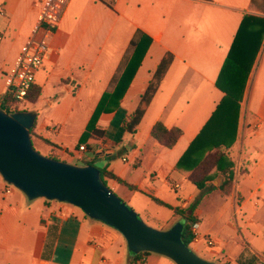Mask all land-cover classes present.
<instances>
[{
	"label": "crops",
	"instance_id": "1",
	"mask_svg": "<svg viewBox=\"0 0 264 264\" xmlns=\"http://www.w3.org/2000/svg\"><path fill=\"white\" fill-rule=\"evenodd\" d=\"M41 2L0 0L5 8V16L0 17V51L6 55L0 67V100L6 91L1 71L12 66L30 37ZM247 14L264 17V0H71L49 39L43 66L35 77L34 87L40 94L34 102L26 103V111L36 114L30 134L33 146L41 149L43 156L71 164L69 159L74 157L85 165L109 155L103 168L133 188L113 179H108V187L145 217L160 218L140 208L137 197L158 205L151 199L155 197L173 208L185 209L199 190L188 174L177 171L176 164L223 97L216 80ZM136 31L150 42L126 86L120 113H101L98 129H109L115 119L127 120L166 54L172 56V62L133 133L120 131L118 123L113 137L90 135L82 144L87 150L81 152L79 139L101 96L113 90V79L121 75L132 54L130 41ZM157 122L182 131L172 148L151 137ZM102 138L109 149L105 154L99 153ZM227 155L234 164L231 194L221 197L219 189L211 193L229 202L233 212L226 223L234 234L239 225L249 249L248 259L255 255L261 260L264 249L257 252L252 245L255 235L264 242V226H254L255 215L264 213V41L246 81L235 141ZM210 181L218 187L221 178L213 175ZM6 189L10 192L5 193ZM16 190L1 183L0 264H123L124 260L126 264H174L153 253L134 261L118 231L87 217L73 205L43 198L29 201ZM235 195L240 197L237 202ZM199 205L193 211L199 239L191 244L202 247L207 239H213L210 230L200 231ZM163 208L169 211L167 216L175 215ZM245 210L249 214L243 213ZM226 213L223 209L217 219ZM149 225L159 227L155 222ZM205 248L216 250L208 255L219 256L221 261L234 257L236 262L245 251L239 249L233 255L228 241L220 246L214 242L213 247L206 244Z\"/></svg>",
	"mask_w": 264,
	"mask_h": 264
},
{
	"label": "trees",
	"instance_id": "2",
	"mask_svg": "<svg viewBox=\"0 0 264 264\" xmlns=\"http://www.w3.org/2000/svg\"><path fill=\"white\" fill-rule=\"evenodd\" d=\"M262 41H264V17L249 14L243 15L216 80V86L223 93V97L209 120L176 164L177 171L182 174H188L189 181L199 190V194L182 210L178 207L173 208L159 199L151 197L156 204L173 210L175 214L181 216L184 223L182 240L188 247L193 239L191 225L197 222L193 217V211L200 204L201 198L216 189H219L222 194L227 195L233 185L234 164L229 159L227 151L235 141L239 105L242 100L249 72ZM149 42L150 39L148 37L139 31L135 32L133 39L130 41L132 54L129 59H127V63L123 67V71L119 78L116 80L113 79L115 83L113 90L105 91L101 96L84 133L79 139V145L85 143L90 135L99 138L109 133L111 137H113L118 123L121 124L119 127L120 131H126L128 133L134 132L172 62V56L170 54H166L159 63L152 81L149 83L144 94L140 97L137 108L127 120L124 118H120V120L115 119L111 122V126H109L107 130L98 129L96 123L101 113H120L119 103L125 93L126 86L133 78L140 64ZM39 94L40 90L33 85L27 95L26 103L34 102ZM10 99L11 95L6 91L0 100V109L7 113L25 111L24 109H18L17 105L11 106ZM32 129L33 127L30 129L31 135ZM150 134L160 145L170 149L177 143L182 131L179 128L167 129L161 122H157L152 127ZM47 157L55 158L50 155ZM84 164L92 165L91 162H84ZM212 174L221 178L218 187L210 183L211 178H213ZM100 175L105 184H108V179H113L117 181V183L127 186L129 189L133 188L121 179L107 172L105 168L100 169ZM175 223L176 222L161 230H166ZM244 249L246 250V248ZM148 254L150 253L139 252L134 256L129 255V257L136 261L142 255ZM242 258L243 256L241 254L237 260L239 264H255V262L260 261L259 257L255 255L246 260Z\"/></svg>",
	"mask_w": 264,
	"mask_h": 264
},
{
	"label": "water",
	"instance_id": "3",
	"mask_svg": "<svg viewBox=\"0 0 264 264\" xmlns=\"http://www.w3.org/2000/svg\"><path fill=\"white\" fill-rule=\"evenodd\" d=\"M36 114L0 109V177L29 201L46 199L68 203L87 217L118 231L130 256L149 252L174 264H214L197 256L182 240L183 219L160 230L141 220L105 184L94 165H74L41 155L30 129Z\"/></svg>",
	"mask_w": 264,
	"mask_h": 264
},
{
	"label": "rangeland",
	"instance_id": "4",
	"mask_svg": "<svg viewBox=\"0 0 264 264\" xmlns=\"http://www.w3.org/2000/svg\"><path fill=\"white\" fill-rule=\"evenodd\" d=\"M6 59V55L4 53H2L0 51V67L2 66L4 60ZM26 106L27 104H24L22 106H20L19 108H21L20 110H26ZM107 137L110 139L111 134H107ZM91 146L95 145V142L93 141H89ZM35 148V147H34ZM37 148V147H36ZM35 148V149H36ZM41 155H42V150L41 149H36ZM113 154V153H112ZM104 159H100V158H96L92 161V165L96 166L97 168L101 169L103 168L106 163L109 161L110 156L109 155H105L103 156ZM72 163H74V165H83L82 161L80 159H78L77 157H74L73 159H69ZM1 183L2 185H4V187H8L10 185H8L7 183H5L4 181L0 180V187H1ZM232 188V187H231ZM167 189V188H166ZM231 190V189H230ZM18 193H21L20 191L16 190ZM168 191V189H167ZM171 194H173L172 191H169ZM117 194L120 195L119 191H116ZM199 194V192H198ZM197 194V195H198ZM229 194H231V191H229V193L227 195L221 194V197H226L229 196ZM196 195V196H197ZM119 197V196H118ZM124 203H126L122 198L123 197H119ZM239 196L235 195L234 196V201L237 202L239 200ZM7 200V199H6ZM9 200V199H8ZM48 201V200H47ZM136 201L138 202V206H140V208L145 209L148 213V215L150 216H160L161 220H156L155 218H150V217H145L144 214L141 213H137V211L135 209H133L134 207H132V205H129L128 203H126L132 210L134 213H136L143 222H145L146 224H151V222H155L157 223V226L161 227V228H165L168 227L169 225H171L172 223H174L176 220L180 219L181 216L180 215H171V216H167V214H169V211L161 206L155 205L153 203L148 204L142 197H137ZM200 209H201V215H200V221H201V226H200V231L201 232H205L206 229L210 230V236L213 239V241L215 242V245H221L224 241H228L230 246H233L234 251H233V255L235 254V252L237 250H241L246 248V242L243 239V237H241V230L239 228V225L237 226V231L234 234L233 231L230 229V227L227 225V220L229 221L230 218V213L233 212L230 208V204L229 202L223 201L221 200L220 197H218V195L216 193H211L209 195H204L201 200H200ZM180 210L184 209V208H180ZM223 209L227 210V213L225 215V217L221 218L220 220L217 219V215L220 211H222ZM248 213L247 210L243 211V213ZM166 215V216H165ZM237 218L239 219L238 215ZM241 218V217H240ZM255 228L258 227L259 225L264 226V213L262 212H258L255 217ZM243 227V223L241 224ZM156 227V228H159ZM250 237V235H249ZM255 240L253 241V248L255 251L260 252V250L264 249V242H262L260 235H255ZM124 239V238H123ZM125 243V251L128 252L127 250V246H126V242L125 240H123ZM206 246V242L203 243L202 247H198L197 245H193L191 244L189 246V248L191 250H193L197 256L201 257L204 260H207L211 263L214 264H239L236 260V262L234 261V257L230 258V259H223L222 261L220 260L219 256L216 255H208L209 252H215L216 250H209L207 248H205ZM201 249H204L203 252ZM152 254V253H150ZM149 255V254H148ZM243 260L248 259L249 256V249H246L243 253ZM223 257V256H222ZM264 257V256H262ZM123 264H126V260L123 261ZM255 264H264V258H261L260 261L255 262Z\"/></svg>",
	"mask_w": 264,
	"mask_h": 264
},
{
	"label": "built area",
	"instance_id": "5",
	"mask_svg": "<svg viewBox=\"0 0 264 264\" xmlns=\"http://www.w3.org/2000/svg\"><path fill=\"white\" fill-rule=\"evenodd\" d=\"M71 0H42L37 21L32 28L31 35L22 46L20 53L16 57L11 67L1 71L4 79L6 91L11 95L10 105L20 106L26 103V98L35 82L37 72L42 68L44 56L48 50L49 39L59 26L64 11ZM110 1L116 0H96ZM5 16V8L0 5V17ZM2 41V33L0 32V43ZM5 91V92H6ZM105 139L101 140V151L105 154L109 151L104 145ZM78 150L83 152L87 150V146L80 145ZM13 187V186H12ZM10 189H6L5 193H9ZM198 225H191L193 234L192 241L197 242L199 239L197 232ZM207 246L213 247L214 241L207 239Z\"/></svg>",
	"mask_w": 264,
	"mask_h": 264
}]
</instances>
